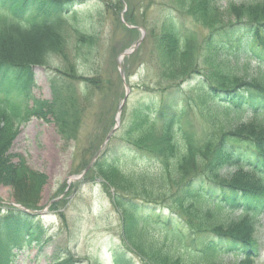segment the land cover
Listing matches in <instances>:
<instances>
[{"label": "rangeland", "instance_id": "1", "mask_svg": "<svg viewBox=\"0 0 264 264\" xmlns=\"http://www.w3.org/2000/svg\"><path fill=\"white\" fill-rule=\"evenodd\" d=\"M227 1H219L218 6L223 13ZM189 7L186 0H85L76 20L68 23L80 33L93 35L96 38L93 45L80 43L77 38L79 32L73 28H61L60 33H51L50 36H33V41L54 39L40 54L43 59L52 61L53 68H57H33L31 96L19 102L22 121L13 123V131L5 135L8 141L4 154L13 156L16 166L26 167L29 178L23 181L24 184L16 185L2 180V177L0 205L38 210L36 214L39 217L34 220L39 222L38 232L42 241L31 242L26 237L19 246H7L11 249L12 264H116V255L120 259L117 264H150L145 255L148 251L143 254L141 242L132 240L127 232L130 221L127 212L121 208L119 197L127 190H135L141 197L147 193L155 198L154 201L158 200L159 204L151 202L158 210L153 212V207H148L151 215H160L152 219L148 230L161 244L163 255L168 256L164 248H169V241L174 244L170 247L179 248L182 253L200 254L199 240H194L200 233L201 223L198 221L211 228V218L191 217L184 208L186 212L179 209L174 213L177 219H169L174 195L168 198L173 189L166 190L171 185L163 188L165 192L161 195L159 187L144 186L147 189L143 190L133 184L135 169H139L141 160L151 165L157 159L155 155H159L164 161L161 153L152 151L154 143L160 140L161 124L150 122L137 127L130 123L137 105L157 99V87L161 91L168 89L177 82L181 72L207 66L208 54L202 43L207 28L194 21L186 9ZM170 12L181 29V39L184 33L181 42L184 39L189 41L188 51L182 54L180 68L177 66L178 58L160 37L165 29L163 21ZM64 20L60 17L57 24L65 26ZM141 31H144L143 37ZM141 37L138 48L120 64L130 91L119 115L118 128L110 134L99 154L103 160L97 158L96 165L91 164L89 172L80 177L83 167L114 128L117 109L125 95L116 57L133 47ZM171 58L173 61L166 71L169 72L168 79L160 77L159 73L163 71L159 66ZM253 68L251 66L248 70L249 74L253 73ZM172 71H176L174 76ZM197 78L194 76L181 86L178 81L180 91L170 89L164 93H171L169 98L173 104L179 103L184 95L189 98L198 91ZM197 101L200 99L190 101L189 106L183 105L184 111L178 112L175 118V121L187 123L186 129L194 135L195 143L201 142L210 131L203 119L206 105L204 107ZM251 118L243 116L241 121L247 122ZM146 136L149 141L144 139ZM172 159L177 163L179 155ZM192 164L182 180L196 174V165ZM220 174L225 179L239 178L243 183L253 179L252 172L246 169L239 172L232 167H223ZM171 175L173 179L179 178L175 173ZM72 177L78 179L72 180ZM17 199L28 201L30 205L18 204L15 202ZM239 215L236 211L223 212L221 218L213 222L217 223V228L225 229L229 225L226 221ZM167 220V226L159 224ZM253 224L251 237L256 241V250L251 257L246 261H242L243 258L234 261L232 257L214 260L220 264H264V211L256 215ZM240 228L243 231L246 227L241 225ZM209 263L201 261L198 264Z\"/></svg>", "mask_w": 264, "mask_h": 264}, {"label": "trees", "instance_id": "2", "mask_svg": "<svg viewBox=\"0 0 264 264\" xmlns=\"http://www.w3.org/2000/svg\"><path fill=\"white\" fill-rule=\"evenodd\" d=\"M186 1L190 6L186 9L194 21L204 24L207 28V33L202 38L208 54L207 66L181 72L177 76L180 86L186 80L198 76V91L195 95L192 94L189 98L184 95L181 102L173 104L169 98L171 93L164 92L170 89L178 92L180 88L177 82L171 83L172 86L168 89L161 91L156 88V100L143 101L134 109V116L131 115L130 121L134 126L141 127L150 122L161 124L160 140L154 143L152 151L161 153L164 161L159 155H155L157 159L151 161V165L144 159L141 160L143 162L138 165L139 169H135L133 184L139 185L143 190L144 186L159 187L161 190L158 193L161 195L165 192L163 188L171 185L166 190L173 189L168 195V198L174 195L171 209L175 212H179V209L187 211L188 215L195 218H211L212 227L201 220L198 221L201 223L200 233L194 240H199L201 245L199 255L191 251L182 253L179 248L169 246L164 248L168 257L161 253V244L148 230L152 219L160 215H151L147 206L155 207L151 202L156 203L158 200L154 201L155 198L147 193L141 197L135 190H127L119 195L122 200L120 204L130 221L127 232L132 240L141 242L143 254L148 251L145 255L151 261L150 264H198L201 261L220 264L214 259L220 261L225 256L234 260L239 257L246 261L245 259L251 257L256 250V241L251 237L255 217L264 211V0H246L239 3L228 0L224 13L218 6L220 0ZM84 2L85 0H0L2 180L22 185L23 181L29 178L26 167L16 166L12 161L13 156L4 154L3 149L8 141L5 135L13 131V123L22 121L19 117L22 109L19 102L22 98L31 96V85L34 84L33 68H57H53L52 61L43 59L40 54L54 39L50 38L49 42L33 41V36H50L51 33H60L61 28H73V31L79 32L77 38L80 43L93 45L96 41L93 35L80 33V30L68 25L69 20H76L78 10L82 9ZM60 17L65 19V26L56 23ZM163 23L165 29L160 37H163L167 49L172 50L178 58L179 66L182 54L188 51L189 41L184 39L181 42L184 33L182 32L181 39V29L172 12L165 17ZM172 61V58L168 59L159 66L163 71L159 73L160 77L167 78L169 72L166 71ZM251 66L254 70L249 74ZM175 74L176 71H172V75ZM196 99H200L197 102L204 104V107L206 105V115L203 119L210 130L201 140L202 143L194 142V135L186 129L187 123L185 125L175 121L178 112L180 114L184 111L183 105H188ZM250 115L252 118L249 121H241L243 116ZM144 139L149 141L148 136ZM175 155H179L177 163L172 159ZM98 160L103 159L100 157ZM191 164L196 165V174L184 181L182 177H185L184 174ZM223 167H232L239 172L246 169L252 172L253 179L244 183L239 178L225 179L224 175L219 174ZM174 173L179 178L173 179L171 174ZM35 181L37 182L36 179ZM173 182L174 184H170ZM15 202L30 205L28 201L21 199ZM234 211L240 212V215L233 220H227L229 225L225 229L216 227L217 223L214 224L213 221L221 218L223 212ZM34 219L36 218L33 215L23 213L15 207L0 205V264L13 263L11 249L7 246H19L26 237L30 238L31 242L41 243L39 222ZM165 222L169 223V220L159 224L167 226ZM233 224L234 230L231 228ZM241 225L246 227L243 231ZM174 236L177 238V235ZM168 245L174 244L169 241ZM115 258L117 264L120 259L117 255ZM171 259H174L173 262Z\"/></svg>", "mask_w": 264, "mask_h": 264}, {"label": "water", "instance_id": "3", "mask_svg": "<svg viewBox=\"0 0 264 264\" xmlns=\"http://www.w3.org/2000/svg\"><path fill=\"white\" fill-rule=\"evenodd\" d=\"M141 35H142V37L144 36V32L142 31L141 32ZM142 37L133 45V47H131V48H127V50H124L121 54H119L118 56H117V65H118V67L120 66V62H121V60L123 59V57H126L127 55H129L131 52H133L137 47H138V44H139V42H140V40L142 39ZM120 76H121V78L123 79V72H122V70L120 69ZM123 80H125V79H123ZM124 86H125V90H126V93H125V96L123 97V99H122V103H121V105L119 106V110L121 109V107L123 106V104L126 102L125 100H126V98H127V96H128V94H129V90H128V87H127V85H126V82L124 81ZM118 110V111H119ZM111 133V132H110ZM109 133V134H110ZM108 134V136L106 137V139H105V141H107L108 139H109V135ZM103 145V144H102ZM101 145V146H102ZM95 158H96V155L94 156V158L88 163V166L85 168V170H84V172H86L87 170H88V167H90V165L92 164V162L95 160ZM18 208H20L22 211H26V212H29V213H33L32 211H30V210H28V209H26V208H24V207H21V206H18Z\"/></svg>", "mask_w": 264, "mask_h": 264}]
</instances>
